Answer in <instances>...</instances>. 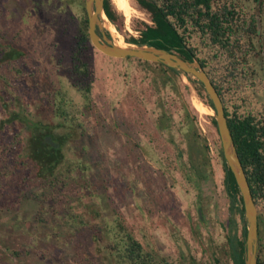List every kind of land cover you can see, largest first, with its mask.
<instances>
[{"label":"rangeland","instance_id":"obj_1","mask_svg":"<svg viewBox=\"0 0 264 264\" xmlns=\"http://www.w3.org/2000/svg\"><path fill=\"white\" fill-rule=\"evenodd\" d=\"M109 1L117 16L115 22L107 18L115 40L138 37L144 23H151L137 0H127L128 15ZM215 1L234 7L241 19L253 16L256 31L232 35L233 40L239 38L232 60L218 51L214 57L217 47L196 33L189 44L220 86L228 112L259 115L264 111V0ZM84 8V0H0V41L15 36L24 50L22 57L13 60L21 73L10 77V82L24 105V116L39 122L56 141H66L61 166L72 165L74 181L59 196L61 202H70L84 194L74 203L88 222L74 235L72 226H62V211L54 213L60 205L52 207L40 185L19 190L8 177L2 180L0 163V264H78L76 245L93 246V231L102 225L94 229L91 225L97 220L111 223L115 212L159 260L215 264L218 256L222 264H230L222 259L230 202L210 121L213 109L199 98L185 75L179 74L177 87L172 82L152 83L153 68L108 57L95 48L88 51L92 79L88 102L69 73L71 44ZM233 61L235 73L229 75ZM58 105L65 110L66 122L79 129L70 139L64 138L68 129L60 125L64 118L55 115ZM189 109L196 119L192 131L201 132L195 139L206 138L210 145L211 170L204 179L193 168L196 148L188 140ZM5 114L0 105V118ZM79 164L85 165L83 171ZM29 168L32 174L38 171ZM84 178L89 181L86 188L78 185ZM256 207L264 217V200ZM14 250L20 254H12Z\"/></svg>","mask_w":264,"mask_h":264},{"label":"trees","instance_id":"obj_2","mask_svg":"<svg viewBox=\"0 0 264 264\" xmlns=\"http://www.w3.org/2000/svg\"><path fill=\"white\" fill-rule=\"evenodd\" d=\"M137 3L141 9L149 14L151 23H144L139 36H132L128 38L127 42L163 48L190 61L197 59L203 68H205V62L198 58L195 47L189 44V39L193 33L198 34L203 39H207L213 47H217L214 57L218 56V51L224 53L227 58L232 60L235 57V48L239 46V38L233 40L232 35L239 31H246L248 34L256 31L255 18L253 16L249 20L245 17L241 19L234 7L225 3L216 5L215 0H137ZM103 7L107 18L111 22H115L117 16L110 1L104 0ZM15 41V36L12 39L0 41V77H2L0 81V105L4 109V114L6 113V116L0 118V163L4 169L1 177L3 181L8 177L7 181L22 191L28 188L29 185H40L43 189L44 199L52 203V207L60 205V207H56L54 213L62 211V226H72L75 235L80 232L82 226L88 225L84 213L76 210L77 204L74 203L75 201L79 203L81 197L85 196L81 194L73 201L68 202L69 200L66 199L65 202H61L59 196L61 189L68 186L71 181H74V177L71 174L72 165L68 163L63 168L61 166L63 158L62 147L66 141H56L54 135L42 131L43 126L39 122L29 120L24 116V105L20 102V96L15 91L14 84L10 82V77H18L21 73V69L13 64V60L24 55V50ZM90 48L95 47L88 37L87 16L86 12H84L78 32L71 44L69 73L73 85L88 102L91 100L90 92L92 88L90 62L88 59ZM118 59L136 61L143 69L153 68L154 71L150 74L149 79V82L152 83L166 85L168 82H172L177 87L179 83L178 76L183 74L160 62H150L132 57ZM235 69L236 61H233L231 68H229V75H233ZM206 72L224 104L220 86L210 76L209 72ZM183 75L193 84L199 98L214 109L202 83L186 74ZM146 76H148V72H146ZM224 109L228 127L245 171L252 197L255 204L258 205L260 200H264V111L260 112L259 115L252 113L238 115L236 112L230 114L225 105ZM54 111L55 115L61 118H64L66 114L62 105L56 106ZM186 111L189 119L187 128L190 132L188 140L196 148V158L193 150H191L190 157L192 159L194 156L196 165H193V168H197L199 177L204 179L210 174L211 170L210 145L206 138L202 140L195 139L196 136H201V132L195 133L192 131L196 119L190 109ZM71 120L77 119L72 117ZM210 121L216 133L214 139L216 152L222 162L224 171L223 182L230 202V217L227 222L228 231L222 246V259L230 262V264H244L245 217L243 202L234 176L224 160L220 141L217 137L218 132L214 117L211 116ZM61 123L60 125L63 128L68 129L64 134V138L70 139L78 133L79 129L75 127V124L73 125L74 128L71 129L73 127L72 124H68L65 118ZM78 123L81 125L80 122ZM16 125L19 126L17 129H15ZM24 128L29 130L27 134L24 132ZM48 135L57 142V147L45 140ZM192 164L194 163L192 162ZM81 165L79 167L83 171L85 165ZM30 166L36 167L38 171L32 174ZM78 185L86 188V185H89V181L84 178V181L78 182ZM92 193L93 190L90 194ZM111 221V223L105 222L102 224L97 220L96 224L91 225L93 229L97 224L102 226L101 228H95L93 231V246H88L85 249L82 248V245H76V263L176 264L167 262L164 259H157L145 247L143 242L134 235L119 212L113 214ZM240 222L242 225L239 230ZM262 227L264 228V217L258 215L260 252L257 264H264ZM12 254L19 255L20 252L14 250ZM214 262L215 264H222L221 258L218 256L214 258Z\"/></svg>","mask_w":264,"mask_h":264},{"label":"water","instance_id":"obj_3","mask_svg":"<svg viewBox=\"0 0 264 264\" xmlns=\"http://www.w3.org/2000/svg\"><path fill=\"white\" fill-rule=\"evenodd\" d=\"M103 4L104 0H84L88 37L99 52L113 58L132 57L150 62H160L202 83L214 108L213 117L216 122L224 160L234 176L243 202L246 221L244 264H257L259 253L258 210L228 127L224 104L209 75L196 59L190 61L166 49L152 45L115 40L108 26ZM105 29L108 31L107 33L104 31ZM46 141L54 147L58 146L49 136L46 137Z\"/></svg>","mask_w":264,"mask_h":264},{"label":"bare ground","instance_id":"obj_4","mask_svg":"<svg viewBox=\"0 0 264 264\" xmlns=\"http://www.w3.org/2000/svg\"><path fill=\"white\" fill-rule=\"evenodd\" d=\"M114 3L118 10H120L125 15H128L130 13V6L127 0H114ZM109 26V23H108Z\"/></svg>","mask_w":264,"mask_h":264},{"label":"flooded vegetation","instance_id":"obj_5","mask_svg":"<svg viewBox=\"0 0 264 264\" xmlns=\"http://www.w3.org/2000/svg\"><path fill=\"white\" fill-rule=\"evenodd\" d=\"M99 33H100V31H98ZM49 137H51L50 135H48ZM48 136H46V137H48ZM46 137H45V140H46ZM51 140L53 141V142H55L53 139H52V137H51ZM49 143V142H48ZM55 143H57V142H55ZM51 144V143H50Z\"/></svg>","mask_w":264,"mask_h":264}]
</instances>
